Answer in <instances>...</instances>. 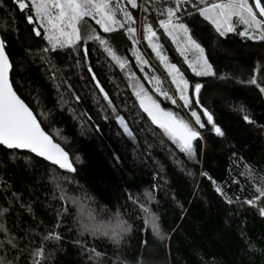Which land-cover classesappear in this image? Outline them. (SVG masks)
I'll list each match as a JSON object with an SVG mask.
<instances>
[{
  "label": "trees",
  "instance_id": "1",
  "mask_svg": "<svg viewBox=\"0 0 264 264\" xmlns=\"http://www.w3.org/2000/svg\"><path fill=\"white\" fill-rule=\"evenodd\" d=\"M254 1L249 5L255 10ZM25 2L29 7L22 11L16 0H0V39L11 62V83L44 131L68 153L72 170L0 146L2 264H264V41L239 36L242 24L221 37L193 4L185 5L182 22L215 73L196 76L159 26L165 19L159 9L176 4L137 0L140 7L132 8L121 0L135 21L136 49L147 65L137 63L127 26L106 33L91 16L78 25L84 39L75 47L44 53V29L35 35L28 22L35 12ZM115 3L110 0V6ZM117 19L123 21V14L117 12ZM145 23L156 30L168 62L189 81L188 96L203 129L173 95L174 85L144 39ZM88 37L107 40L127 61L126 68ZM153 75L176 96V105L154 91ZM253 78L257 84L249 82ZM136 82L161 109L201 132L203 139L193 142L194 161L141 108ZM196 83L202 85L200 105L223 136L195 105ZM117 216L131 226L119 245L106 236L79 233V219L88 217L104 229Z\"/></svg>",
  "mask_w": 264,
  "mask_h": 264
},
{
  "label": "snow or ice",
  "instance_id": "2",
  "mask_svg": "<svg viewBox=\"0 0 264 264\" xmlns=\"http://www.w3.org/2000/svg\"><path fill=\"white\" fill-rule=\"evenodd\" d=\"M176 4V7H167L159 9L160 15L165 19L159 21V26L164 29V32L176 44L177 52L184 57V62L196 76H213L215 73L212 66L208 63L204 56V49L200 44L189 35L190 29L186 26L183 20V11L185 5L191 3L196 11L213 25L215 31L221 36H226L230 32L236 31V25L232 18L236 17V24L244 25V30L238 33L239 36L249 40L264 41V20L258 19V16L264 17V0H255V10L249 5V0H221V2H211L208 0H171ZM20 10H25L29 7L25 0H16ZM132 8L140 7L137 0H126ZM200 5H204L200 7ZM31 9L35 15L28 16V22L33 25V30L36 36H40L39 29H44L43 39L47 41L48 46L42 51L48 53L55 51L57 48L63 49L66 47H75L76 42L84 39L80 35L78 25L86 23L84 17L99 16V23L104 32H113L117 27L125 28L129 35V39L133 40V54L136 57L137 63L141 66L147 65L148 61L144 60L140 52L136 49V44L139 43L135 39L136 28L131 25L135 23L131 13L124 6L121 0L110 6V0H32ZM147 11V9H144ZM117 12L123 14L124 20L117 19ZM191 15V13H188ZM144 39L148 42L161 64L165 66V70L172 79L173 85L176 87L178 100L182 101V107L189 109L191 118L195 120V124L203 129L205 125L201 122V117L197 110L193 107V100L188 96L189 81L184 78L180 68L175 64L168 62V56L163 50V45L159 42L156 30L151 24H144ZM180 37H183L181 40ZM87 39H97L105 52L111 57L112 61L124 70L127 66V61L118 56L111 47L108 46L107 40L100 37H88ZM192 53L191 59L189 53ZM11 68L8 56L5 51V42L0 39V144L6 145L10 149H29L38 155L46 156L53 163L59 164L61 168L65 167L66 154L51 143L48 136L41 131L35 118L29 109L21 102V100L12 91V86L8 81V71ZM91 72V69H89ZM93 78L95 76L93 74ZM134 79V78H133ZM151 80L154 81V91H156L165 100L171 101L173 105L178 103L176 96L170 95L163 88L159 77L153 75ZM252 84H257L255 78L249 81ZM259 86V85H258ZM99 87V84H97ZM135 95L140 101V106L148 114L154 124H158L164 133L177 145L179 150L190 159H195L196 150L194 141L203 139L202 134L197 128L187 120L182 119L179 114L171 111H164L160 105L153 100L144 91L143 87L136 82ZM202 85L196 83L192 95L195 97V105L200 106L207 118L209 124L217 136H223L222 130L213 122V116L207 109L200 105L199 94ZM103 91V89H101ZM264 92V87L260 88ZM108 99L107 95L104 97ZM115 111V109H113ZM245 120L252 123L245 116ZM121 125L124 124L122 119L119 120ZM124 131L131 136L127 127ZM69 170L71 166L69 165ZM202 175H207L202 173ZM215 184L216 182L213 181ZM217 193L225 195L222 187H216ZM264 197V192L260 194ZM228 203H232L229 199ZM246 203L255 206L252 200ZM261 215H264V208L260 209ZM2 214V213H0ZM2 227V226H0ZM59 239V237H56ZM9 243H12L9 240ZM3 247V242H0V248ZM15 247V245H13ZM36 255H40L39 252ZM3 257H0L2 264Z\"/></svg>",
  "mask_w": 264,
  "mask_h": 264
},
{
  "label": "clouds",
  "instance_id": "3",
  "mask_svg": "<svg viewBox=\"0 0 264 264\" xmlns=\"http://www.w3.org/2000/svg\"><path fill=\"white\" fill-rule=\"evenodd\" d=\"M82 209L77 207V216H81ZM78 230L81 235L106 236L113 244L119 245L125 236L131 232V226L122 217L117 216L104 229L93 225L88 217L78 220ZM159 237V233H156Z\"/></svg>",
  "mask_w": 264,
  "mask_h": 264
},
{
  "label": "water",
  "instance_id": "4",
  "mask_svg": "<svg viewBox=\"0 0 264 264\" xmlns=\"http://www.w3.org/2000/svg\"><path fill=\"white\" fill-rule=\"evenodd\" d=\"M6 55H7V53H6ZM8 56V55H7ZM8 59H9V57H8ZM9 63L11 64V62H10V60H9ZM11 69H12V66H11V68L9 69V71H8V81H9V83L11 84V86H12V83H11V79H10V73H11ZM12 91L16 94V92L14 91V88H13V86H12ZM16 96L21 100V102L29 109V111L32 113V115H33V117L35 118V120H36V122H37V124L39 125V127H40V129H41V131L42 132H44V134L46 135V136H48V138H49V140L51 141V143L53 144V145H55L57 148H59L61 151H63L65 154H66V157H67V160H66V164H65V167L64 168H61L60 167V165L59 164H56V163H53V161L52 160H50V159H48L46 156H42V155H38L37 153H34V152H32V151H30L29 149H10V148H8L6 145H2V144H0V146H3V147H5V148H7V149H9V150H17V151H19V152H29V153H31L34 157H36V158H38V159H40V160H42V161H44V162H46V163H48V164H50V165H53V166H55V167H57V168H61V169H65V170H69V165L71 166V169H72V163H71V160H70V157H69V155H68V153L59 145V144H57L56 142H54V140L44 131V129L42 128V126L40 125V123H39V121H38V119L36 118V116H35V114L32 112V110L28 107V105L16 94Z\"/></svg>",
  "mask_w": 264,
  "mask_h": 264
},
{
  "label": "rangeland",
  "instance_id": "5",
  "mask_svg": "<svg viewBox=\"0 0 264 264\" xmlns=\"http://www.w3.org/2000/svg\"><path fill=\"white\" fill-rule=\"evenodd\" d=\"M29 1H30V3L32 2V0H29ZM220 2H221V1H220ZM217 3H219V2H217ZM254 5H255V1H254ZM262 18L264 19V17H262ZM95 19L98 20V19H99V16H96ZM232 20H233V23L236 24V17H233ZM180 39L182 40L183 37H180ZM175 45H176V44H175ZM176 48H177V46H176ZM188 55H189V58L191 59V57H192V53L190 52ZM187 65H188V64H187ZM161 67L163 68V70H164V71L166 72V74L168 75V72L165 70V66H164L163 64H161ZM168 78H169V80H170L171 83H172V79H171V77H170L169 75H168ZM172 84H173V83H172ZM174 88H175V90H176L175 85H174ZM173 95H176V96H177L176 91H174ZM177 97H178V96H177ZM184 120H185V119H184ZM119 124H120V123H119ZM120 126L122 127L123 130H124V128L126 127L125 124H123V125L120 124Z\"/></svg>",
  "mask_w": 264,
  "mask_h": 264
}]
</instances>
